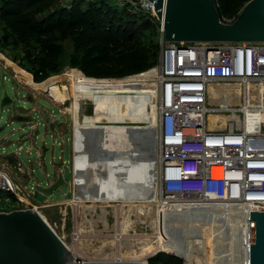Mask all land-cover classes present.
Instances as JSON below:
<instances>
[{"label": "built area", "instance_id": "1", "mask_svg": "<svg viewBox=\"0 0 264 264\" xmlns=\"http://www.w3.org/2000/svg\"><path fill=\"white\" fill-rule=\"evenodd\" d=\"M64 1L69 7L74 0ZM115 1L141 15L152 16L159 23L156 73L159 144L153 161L156 203L160 210L170 205L225 206L226 216L244 223L249 262L250 212H264V42H165L163 25L153 3ZM235 19L220 18V21L229 24ZM0 60L6 63L2 54ZM31 123L26 122V126L33 130ZM24 138L34 141L32 132ZM75 154L73 148L72 181L76 193ZM27 174L25 180L23 174L16 176L11 166L10 170L0 168V206L2 200L22 201L20 186L24 187L25 181V188L34 193L27 188L33 182L32 175L28 171ZM63 175V170L57 172L56 179L47 186ZM13 177H18L20 184ZM27 208L36 210L33 206ZM10 211L0 208V212ZM72 238L73 244L79 241L76 226ZM163 251L156 250L145 260Z\"/></svg>", "mask_w": 264, "mask_h": 264}, {"label": "rangeland", "instance_id": "2", "mask_svg": "<svg viewBox=\"0 0 264 264\" xmlns=\"http://www.w3.org/2000/svg\"><path fill=\"white\" fill-rule=\"evenodd\" d=\"M59 1L62 5H66L64 0ZM90 1L98 2L100 0ZM105 1L117 6L119 9L127 8L135 12L137 17L141 14L132 7L122 6L121 3L116 4L118 1ZM85 4L87 3L85 2ZM149 17L154 19L152 27L147 30H142L135 42L124 54L126 55L124 61L127 62L129 53H131L133 48L138 46L154 55L149 66L137 72H128L137 68V64L127 63L119 65V62L116 61L113 64L98 67L92 75L84 74L79 66L83 49L77 46L75 36L66 29H60L50 38L51 45H54L59 51L55 55L52 54V57L49 56L50 59L54 60L57 71L49 73L47 78L39 81L34 80L31 65L27 61L26 55L23 53L20 45L9 44L6 48L0 47V54L8 62L7 65L0 60V155L15 154L17 157L19 155L20 162L33 176V182H29L27 188L34 190V193L30 194L25 188L27 184V181H25V186H20L24 195L22 201L15 198H11L8 202L2 200L0 208L1 210L13 211L16 209H25L29 206L36 207V210L49 222L81 262L117 260V258L130 260L132 255L131 250L132 252L134 251V256L137 260L146 258L152 254V252L148 253L146 251V248L149 247L147 245H150L148 242L152 243L156 239L159 233V227L161 226L160 206L156 203V199L146 203L136 201L93 203L85 201L76 204V189L72 181L73 134L75 126V116L73 114L75 110H72V104L75 100L72 95V86L68 73L73 71L80 72L84 77L94 80L119 81L138 77L153 69L151 85L144 88L156 91L154 126H152L153 129L155 128V136L157 135L156 149H158L159 136L156 131V125L159 94L156 73L159 64L160 34L158 21L152 16ZM11 66L19 67L23 71L22 74L28 78L24 80L17 76L15 69ZM27 80H29V83L26 82ZM52 81L59 86L61 85V87L67 85L70 88L69 91L64 93V100L61 102L55 101L43 87H35L44 82L49 83ZM5 97L11 99L10 104L5 105L3 103ZM28 97H31V100ZM19 115L30 117V121L32 122L30 125L35 127V129L32 130L27 127L25 121H18L17 116ZM87 115L91 116L89 119L93 121L94 118L88 107ZM47 122H64L66 127L62 132L57 130L50 131ZM30 132H32V138L35 141L24 138ZM122 138L124 141L126 139L127 142H130L127 136ZM44 148L47 149L46 152L43 151ZM0 168L10 170L8 163H2L1 160ZM61 170L64 171L61 186L50 194L43 193L40 188L47 187L49 182L56 179V173ZM13 178L16 183L20 184L18 177ZM187 223L189 224L190 222ZM190 224L189 227L195 225L194 223ZM74 226L78 228L80 234L79 241L76 245L72 242ZM216 229V232L210 230L209 239L213 238L211 242L216 240L225 243V239H221L223 235L221 233L222 230L220 228V230L218 228ZM126 244L130 245L131 249H128ZM213 246L210 247V249H213L211 252L212 255L208 257L202 250L195 252L193 264H208L207 261L212 264H239L238 259L239 256L241 257V253L233 251V254H231L230 250L226 254L224 251L223 253L221 252L222 258H216L217 256L215 254H218V252L214 250L215 247ZM145 253L148 254L144 256ZM156 255L152 256L154 257ZM183 262L185 264L184 260Z\"/></svg>", "mask_w": 264, "mask_h": 264}, {"label": "bare ground", "instance_id": "3", "mask_svg": "<svg viewBox=\"0 0 264 264\" xmlns=\"http://www.w3.org/2000/svg\"><path fill=\"white\" fill-rule=\"evenodd\" d=\"M13 68L17 76L24 80L28 78L19 67ZM152 73L153 69L138 77L119 81L94 80L76 71L68 73L75 100L72 110H75L76 204L85 201L146 203L156 199V171L153 165L157 154V135L153 129L156 91L144 88L151 85ZM26 82L29 83V80ZM40 86L58 102L64 100V93L70 89L53 81L35 87ZM87 107L93 121L87 115ZM127 129L134 130L137 135L133 141L125 139L126 143L122 137H128ZM159 212L161 226L156 239L148 242V253L164 250L179 255L185 264H193L195 252L202 250L208 257L212 255L210 247L214 245V250L218 252L216 258L221 257V252L227 254L231 250L233 254L237 251L241 253L238 263L249 264L244 223L226 216L225 206L181 208L170 205ZM186 221L195 225L189 227L191 224ZM216 228L222 230L221 239H225V243L209 239L210 230L216 232ZM126 246L131 249L130 245ZM67 248L72 253L69 246ZM131 254V257L128 256L130 260H137L134 251L131 250ZM138 260L146 263L145 258Z\"/></svg>", "mask_w": 264, "mask_h": 264}, {"label": "water", "instance_id": "4", "mask_svg": "<svg viewBox=\"0 0 264 264\" xmlns=\"http://www.w3.org/2000/svg\"><path fill=\"white\" fill-rule=\"evenodd\" d=\"M154 4V11L162 22L165 42H215L256 43L264 42V0H250L236 19L229 24L220 21L214 0H147ZM31 100V97H29ZM3 103H11L9 97ZM18 121L30 117L17 116ZM64 122L49 123L50 131L62 132ZM129 140L136 133L127 129ZM47 149H43L46 152ZM11 171L28 177L27 170L15 154L5 155ZM62 177L42 188L50 194L58 189ZM164 252V251H163ZM168 253V252H165ZM158 254V253H157ZM171 254L182 259L177 254ZM153 256L148 257L146 263ZM144 263V264H146ZM0 264H142L139 260H94L79 263L64 242L35 209H17L0 212ZM249 264H264V212H250Z\"/></svg>", "mask_w": 264, "mask_h": 264}, {"label": "trees", "instance_id": "5", "mask_svg": "<svg viewBox=\"0 0 264 264\" xmlns=\"http://www.w3.org/2000/svg\"><path fill=\"white\" fill-rule=\"evenodd\" d=\"M248 1L214 0L221 19L237 17ZM86 3L74 0L66 7L59 0H0V47L20 45L31 65L35 81L57 71L54 60L49 56L59 51L51 45L50 38L60 29L72 33L77 46L83 49L79 66L86 75H92L98 67L116 61L119 65H138L128 72L147 68L154 55L145 49L133 48L127 62L124 61V54L142 30L152 27L154 19L141 14L137 17L135 12L127 8L119 9L105 0ZM148 264L184 262L162 252L149 259Z\"/></svg>", "mask_w": 264, "mask_h": 264}, {"label": "crops", "instance_id": "6", "mask_svg": "<svg viewBox=\"0 0 264 264\" xmlns=\"http://www.w3.org/2000/svg\"><path fill=\"white\" fill-rule=\"evenodd\" d=\"M6 63H8L7 62V59H6ZM10 66V65H9ZM12 68H13V66H11ZM28 99H29V97H28ZM30 100V99H29ZM34 141H35V139H33ZM18 151V150H17ZM7 155H10V154H7ZM5 155H3L2 157H1V159L0 160H2V158L4 157ZM31 174V173H30ZM32 175V174H31ZM25 177V176H24ZM33 177V176H32ZM25 180H26V177H25ZM31 182V181H30ZM42 188H40V190H41ZM42 191V190H41Z\"/></svg>", "mask_w": 264, "mask_h": 264}, {"label": "flooded vegetation", "instance_id": "7", "mask_svg": "<svg viewBox=\"0 0 264 264\" xmlns=\"http://www.w3.org/2000/svg\"><path fill=\"white\" fill-rule=\"evenodd\" d=\"M139 136V135H138Z\"/></svg>", "mask_w": 264, "mask_h": 264}]
</instances>
